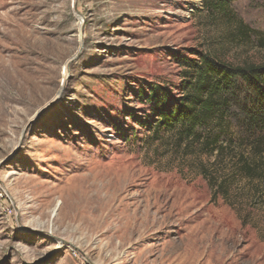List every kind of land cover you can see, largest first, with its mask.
<instances>
[{
    "label": "rangeland",
    "instance_id": "obj_1",
    "mask_svg": "<svg viewBox=\"0 0 264 264\" xmlns=\"http://www.w3.org/2000/svg\"><path fill=\"white\" fill-rule=\"evenodd\" d=\"M228 4L0 0V264H264V177L212 196V157L152 129L148 95L181 94V59L264 55L236 36L241 19L264 38V0ZM122 198L136 217L160 200L163 222L121 247L89 230ZM196 234L197 255L171 256Z\"/></svg>",
    "mask_w": 264,
    "mask_h": 264
},
{
    "label": "trees",
    "instance_id": "obj_2",
    "mask_svg": "<svg viewBox=\"0 0 264 264\" xmlns=\"http://www.w3.org/2000/svg\"><path fill=\"white\" fill-rule=\"evenodd\" d=\"M229 0H202L209 13L230 12ZM236 36L264 48V38L240 19ZM180 60L181 94L150 93L156 121L153 133L168 131L177 142L212 157L201 167L212 196L227 195L233 177H264V55L234 64L210 53ZM159 137L155 135V139ZM219 165H224L220 166ZM219 167V168H217ZM216 169L213 172V170ZM208 171H210L208 173Z\"/></svg>",
    "mask_w": 264,
    "mask_h": 264
},
{
    "label": "bare ground",
    "instance_id": "obj_3",
    "mask_svg": "<svg viewBox=\"0 0 264 264\" xmlns=\"http://www.w3.org/2000/svg\"><path fill=\"white\" fill-rule=\"evenodd\" d=\"M1 67H2V61L0 59V68ZM123 200L124 198L120 199L116 206H112V207L104 206L98 211L93 212L92 224L89 230L91 233H97L99 231H102L104 228H108L107 232L109 233L111 232L110 241H112L113 239H117L121 247L124 245L122 239H125L127 242V241H132L133 240L132 237L136 235L140 238L146 231L150 230L153 226H155L156 223L160 224L163 222V220L159 221V218L157 217V214L161 210L160 200L155 199V201L152 203V206L156 207L154 213L150 214L147 211H145L140 215V217H136V215L132 213L127 214L126 212L128 208L124 206ZM64 206H65V201L62 199L60 200L58 199V201L55 203V205H53V207L49 211L52 213L58 209L59 213L57 215L60 217L62 214V210L64 209ZM121 206H123V208L119 212H117L121 208ZM48 208H49V204L47 205V210ZM46 212L48 211L44 210L42 214L43 217L46 215ZM112 217L115 218L112 220L111 219ZM138 220L140 221L138 222ZM200 243H201V239L198 237L197 234L194 235L193 238H190L185 242H181L178 244L172 243L170 250L171 256L178 253L180 249L186 252L185 254L188 255V258L192 254L197 255L196 250H198ZM150 250L151 249L149 248L148 251ZM188 262L189 264H191L192 261L190 262L189 260Z\"/></svg>",
    "mask_w": 264,
    "mask_h": 264
}]
</instances>
